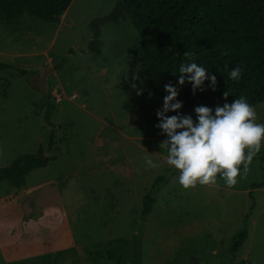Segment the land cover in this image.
I'll list each match as a JSON object with an SVG mask.
<instances>
[{"label":"rangeland","instance_id":"rangeland-1","mask_svg":"<svg viewBox=\"0 0 264 264\" xmlns=\"http://www.w3.org/2000/svg\"><path fill=\"white\" fill-rule=\"evenodd\" d=\"M115 3L72 0L60 22H0V167L41 146L52 158L20 187L0 182V264H264V162L254 158L232 187L178 183L158 147L162 99L148 86L132 21L104 25L101 55L87 51L90 21ZM44 73L48 101L62 93L52 126L39 106L47 95L29 82ZM256 111L264 123V102ZM146 155L161 166L147 167ZM171 173L142 218V198ZM246 217L248 238L231 253Z\"/></svg>","mask_w":264,"mask_h":264},{"label":"trees","instance_id":"trees-1","mask_svg":"<svg viewBox=\"0 0 264 264\" xmlns=\"http://www.w3.org/2000/svg\"><path fill=\"white\" fill-rule=\"evenodd\" d=\"M71 2L0 0V22L21 19L27 14L45 21L60 22ZM127 19L140 34L135 52L142 54L148 86L161 99L166 94L163 85L175 84L180 75L172 72L178 71L179 65L190 59L217 76L215 91H197L193 95L189 83L178 86V99L184 102L182 112L195 116L192 110L196 105L214 107L223 104L224 91L230 93L228 102L245 96L255 109L264 102V0H116L111 12L90 21L92 38L87 51L95 56L101 55L103 26ZM185 52L193 55L185 56ZM237 65L243 67V73L238 81H233L229 79L228 71ZM27 73L26 69H20L21 75ZM48 99V95L44 96L39 106L45 107V122L52 126L56 105ZM50 143L52 145V140ZM256 157L264 162V148ZM51 159L42 146L37 153L20 154L9 165L0 167V182L8 181L20 187L25 184V177L31 170L47 166ZM171 175L162 174L155 178L142 198V218L150 214L156 201V191L169 181ZM258 186L262 183L253 184V187ZM247 238L246 217L243 227L233 236L229 251H238ZM227 264L254 263L241 259Z\"/></svg>","mask_w":264,"mask_h":264},{"label":"clouds","instance_id":"clouds-1","mask_svg":"<svg viewBox=\"0 0 264 264\" xmlns=\"http://www.w3.org/2000/svg\"><path fill=\"white\" fill-rule=\"evenodd\" d=\"M184 55L193 54L185 52ZM177 73L180 75L175 84L163 85L166 94L155 110L154 127L164 137L158 144L159 149L166 152L164 163L178 170V183L184 188L214 185L218 178L232 187L238 177L248 172L253 158L264 148V123L258 122L257 111L245 96L228 102L230 93L227 91L223 92V104L194 106L195 118L192 113L182 112L184 102L178 99V86L189 83L193 95L197 91H215L217 76L193 59L181 63L178 71L172 72ZM242 73L243 67L237 65L228 71V77L238 81ZM136 79L134 74L130 87L141 95L144 89L137 86ZM170 112L174 114L169 115ZM144 163L154 169L161 166L160 161L150 155L145 156Z\"/></svg>","mask_w":264,"mask_h":264},{"label":"water","instance_id":"water-1","mask_svg":"<svg viewBox=\"0 0 264 264\" xmlns=\"http://www.w3.org/2000/svg\"><path fill=\"white\" fill-rule=\"evenodd\" d=\"M46 76H47V73H44L42 75L34 74L29 77V82L31 86L41 90V92H43L44 95H47V92L45 90Z\"/></svg>","mask_w":264,"mask_h":264},{"label":"built area","instance_id":"built-area-1","mask_svg":"<svg viewBox=\"0 0 264 264\" xmlns=\"http://www.w3.org/2000/svg\"><path fill=\"white\" fill-rule=\"evenodd\" d=\"M52 96H53V101L54 102H59V101L62 100V93L60 91L58 92L56 90L55 92L52 93ZM75 97H76L75 93L71 95V98H75Z\"/></svg>","mask_w":264,"mask_h":264},{"label":"crops","instance_id":"crops-1","mask_svg":"<svg viewBox=\"0 0 264 264\" xmlns=\"http://www.w3.org/2000/svg\"><path fill=\"white\" fill-rule=\"evenodd\" d=\"M64 17V15L62 16V18Z\"/></svg>","mask_w":264,"mask_h":264}]
</instances>
